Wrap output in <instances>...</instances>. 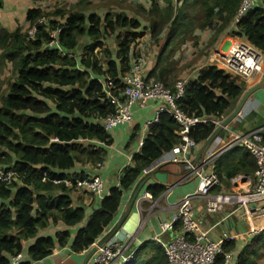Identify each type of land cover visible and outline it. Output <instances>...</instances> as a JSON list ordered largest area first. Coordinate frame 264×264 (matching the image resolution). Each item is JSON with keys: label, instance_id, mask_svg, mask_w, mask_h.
Here are the masks:
<instances>
[{"label": "trees", "instance_id": "16d2710c", "mask_svg": "<svg viewBox=\"0 0 264 264\" xmlns=\"http://www.w3.org/2000/svg\"><path fill=\"white\" fill-rule=\"evenodd\" d=\"M3 4L0 0V8ZM55 4L49 12L38 7L26 11L28 28H36L33 38L21 27L9 30L0 25V68L10 64L13 75L0 95V167L16 174L10 184L0 183V264H10L24 247L28 260L18 264L41 261L65 247L71 254H81L112 226L123 193L180 139L174 119L160 114L138 152L131 156V165L123 169L118 186L109 190L78 227L85 220V209L73 206L71 195L79 192L54 181L81 176L83 171L71 172L77 165L95 166L106 158L113 139L100 119L114 113L106 82L112 81L110 92L123 100L119 95L122 77L132 66L135 44L148 32L155 42L162 35L165 39L149 77L173 89L166 66H172L174 48L187 41L198 42L196 30L214 31L209 40L212 45L217 34L232 22L240 0H150L148 9L137 8L146 26L124 11H106L99 16L89 0H79L72 7L62 6L65 3L60 0ZM194 4L201 14L197 10L192 27L189 11ZM235 28L231 37H243L264 52V0L248 10ZM52 33L56 35L55 46L49 45ZM108 40L113 45H106ZM246 87L244 81L206 65L186 82L177 105L188 116L219 118L232 111ZM138 129L136 126L132 136ZM213 130V125L198 124L189 136L202 143ZM255 168L249 158L239 162L226 178L233 179L239 172L248 177ZM143 191L155 200L164 187L152 183ZM57 224L64 229L38 236ZM70 228L76 229L73 236ZM263 240L264 230L241 248L236 264H254L252 257ZM234 248V242L224 245L226 252ZM125 264H166V256L160 244L147 240L135 248ZM213 264H223V257L217 256Z\"/></svg>", "mask_w": 264, "mask_h": 264}, {"label": "built area", "instance_id": "2783aa9c", "mask_svg": "<svg viewBox=\"0 0 264 264\" xmlns=\"http://www.w3.org/2000/svg\"><path fill=\"white\" fill-rule=\"evenodd\" d=\"M260 0H240V4L233 17L234 24L237 23L245 13L258 5ZM36 32L35 26L29 27L26 34L33 38ZM49 45L55 46V33ZM140 47V50H138ZM135 57L132 66L127 74L122 77L123 88L119 95L123 100L110 92L112 81L108 80L105 91L109 102L114 106V113L100 119V123L105 131L110 132L116 127L129 124L133 120L132 108L139 106L144 108L150 102L156 104L154 118L144 123L142 132L149 130L150 126L158 121L160 114H168L179 127V143L170 152L160 157L157 161L142 171V174L155 168L161 163L181 165L184 168L186 178L197 179L196 189L183 196L174 205V214L169 221L159 224V235L153 240L161 245L166 256V264H213L217 256L223 257V264H228L233 259V251H224L226 243L234 242L238 236L223 234L218 240H211L207 233L202 231L199 223L192 214V207L196 201L205 202V210L208 213H216L224 205H238L242 208L247 217L263 215L264 204L258 206L253 211L248 209L250 204H258L264 201V140L258 130L244 133L232 132L226 141L214 150L208 148L201 164L192 163L196 149L201 143H196L190 136L191 130L198 124H210L214 128L219 126L226 116L219 118H201L188 116L179 109L177 102L184 93L186 80H178L173 84V89H169L161 82L149 77L153 61L148 60L143 47H134ZM208 65L236 77L246 84L254 75L262 73L263 54L256 50L248 42H241L231 46L229 49H215L207 59ZM251 108L246 106L234 118L233 121L242 123ZM218 137V136H217ZM142 136L137 142V148L142 146ZM241 147L249 152L255 161V171L251 188L245 193H239L237 179H231L232 192L229 194H218L209 197V193L220 185V178L214 170V160L222 152ZM102 163L91 166L93 169H100ZM16 174L12 170H5L0 167V183L10 184ZM55 184H63L65 187L75 189L79 193H88L91 196L103 198L104 183L102 178L92 169L83 171L81 176H73L63 180L54 181ZM143 198L153 202L150 193L144 192ZM141 202L138 198L137 204ZM249 220V219H248ZM264 230L250 228L248 233H244L240 239H245V235L250 236ZM176 232L172 238L162 241L161 236H166ZM136 241V234L121 230L103 246L97 249L92 257V264H125L134 253L133 244ZM85 252V251H84ZM21 255V254H20ZM20 255L11 259L10 264H18Z\"/></svg>", "mask_w": 264, "mask_h": 264}, {"label": "crops", "instance_id": "0c3cea01", "mask_svg": "<svg viewBox=\"0 0 264 264\" xmlns=\"http://www.w3.org/2000/svg\"><path fill=\"white\" fill-rule=\"evenodd\" d=\"M5 1L6 0H4V4L2 8H0L1 11L5 10V7H7V2ZM132 1L135 4H137L138 7L142 6L144 9H148L150 7V0H132ZM40 2H41L40 0H19L17 4L18 6L22 7L23 12H26L27 9L29 8H36V7L41 9L45 8L40 4ZM1 18L2 15H0V19ZM6 25L7 26H5V28L10 30V27H8L9 24ZM26 26H28V24L25 22V25L23 27ZM235 29L236 28L234 22L233 21L230 22V24L224 30H222L217 34L216 40L211 45V47L214 49H224L225 51L237 43L247 42L246 39L243 37L230 36V33ZM194 35L197 36L198 38V45L194 47L192 41H187L185 42V45H183L184 48L185 47L189 49H191V47L193 49L200 48L204 40L205 43L207 42L209 43L211 37L214 36V31L196 30L194 32ZM205 43L204 46H206ZM262 54H263L262 73L254 75L252 79L249 82H247V87L258 83L262 79L264 73V52H262ZM206 65L207 64L196 68L193 71L194 76H192L191 79H194L197 76L198 70ZM249 108H251V110L244 118V121L242 123L237 121H232L222 131V134L221 135L219 134V136L214 139V141L209 147L211 150H214V148L218 147L220 143L226 141L232 132L244 133L247 131L258 130L264 140V89H259L253 93V95L251 96ZM155 110H156V104L154 102H150L144 108H140L139 106H134L132 108V116H133L132 122L124 125V126H129V129L127 130L128 133L130 132L129 136L131 135L132 131L136 128V126H139L137 122L143 123L153 119ZM112 146L113 144L106 149V158L102 162V166L100 169H93L91 168L90 164L85 165L86 167L92 169L93 172H96L102 178L104 183L103 197L108 194L110 189L118 186L119 179L122 175L123 169L131 165V156H132L131 152L135 153L136 151L139 150L137 148L136 150H132V151L128 150L126 152L116 151V153H114L115 157H113L108 153V150L112 148ZM198 148L196 149V151L198 150ZM247 154H249L247 150L241 147H234L222 152L220 155H218L215 158L213 165L215 172L216 171L219 172L220 185L218 187H215L209 193V197H213L218 194H229L232 192V185L230 183L231 179L228 180L226 178V174L229 173V171L235 170L239 162L244 163V160L248 161L249 158L252 161H254L253 157L250 154L249 155ZM116 158L117 159L119 158L118 163L115 161ZM79 168L82 169L84 168V166L78 165V167H75V169L71 172L79 173L82 171ZM244 168L247 167L242 166V169ZM155 177L160 183L166 185L163 186L164 192L157 199L151 202L149 201V199L143 198L145 191L142 190V192L139 195V197L141 198V202L132 208L128 218L126 219V221L122 226L123 231L136 234L135 243L137 242V245L147 240H153V237L159 235V224L161 222L169 221L175 212L173 206L176 205L183 196L193 192L197 186V179L186 178L184 168L181 165L164 163V166L160 168V171L155 175ZM235 178L237 179V184L239 185L238 188L239 193H245L251 188L253 182V175L245 177L243 176V173L239 172L238 174H236ZM152 183H153L152 181H149L147 184H152ZM129 193L130 191L123 193L122 204L119 208L117 216L119 215L124 203L126 202ZM71 199L73 206H82L84 207V209L88 210V212L91 213L93 209L90 208H92V206L98 207L99 202L102 198H98L96 196H91V195L90 197H87L85 195H82V193H76L71 195ZM263 204L264 201L258 204H250L248 205V209H250V211H253L254 214V209ZM204 206H205V202L203 200H200V201H196L192 207V214L194 215L195 220L199 223L201 230L206 232L211 240H218L219 238H221L223 234L238 236L236 240L235 248L233 249L234 251L236 250L237 247H242L246 242L245 240L247 241L250 240L251 236L248 234L245 235L246 237L244 240L240 239V237H242L244 233L249 232L250 228L253 227L256 229H260L264 227V213L261 216L257 215L255 217L254 216L247 217L244 215L242 208L239 207L238 205H224L220 211L216 213H208L205 210ZM58 226L59 225L57 224L55 227L52 228L61 229V230L64 229L63 227L57 228ZM45 230L38 232V236L50 235V233H52V230L50 231L49 230L45 231ZM176 234L177 233L174 232L166 236H161L160 239L162 241H167ZM31 242L32 240L27 241L25 245H28ZM238 243H242V245H238ZM88 250L82 252L81 254H71L68 247H65L54 251V253L49 257L41 261L34 262L32 264H81ZM91 260L88 264H92Z\"/></svg>", "mask_w": 264, "mask_h": 264}, {"label": "rangeland", "instance_id": "374dc122", "mask_svg": "<svg viewBox=\"0 0 264 264\" xmlns=\"http://www.w3.org/2000/svg\"><path fill=\"white\" fill-rule=\"evenodd\" d=\"M18 1L19 0H6L7 2V7H5V10L1 11L0 10V15H2V18L0 19V25L2 27L7 26L6 24H9L8 27H10V30H14L15 28L18 27H23L25 25V13L23 12V9L21 6H18ZM40 4L45 7L43 8L45 11H52L53 7L55 4V1L57 0H40ZM62 6H69L72 7L76 3H78L79 0H60ZM93 6V12L97 13L99 16H103L106 11H112V12H119L124 11L126 15L129 17H133L138 19L143 26H146L145 18L140 14L137 10L136 7L137 4H135L132 0H106L99 2L100 0H89ZM31 9V8H29ZM191 9L193 11H189V24L192 27H195V22H197V18L195 17V14L198 10V14L200 15V11L198 9V5L194 4ZM28 10V9H27ZM28 26L23 27L24 30L27 29ZM23 30V31H24ZM146 32V36H144L139 42L135 44L134 47L141 46L143 47L145 54L147 56L148 60L155 61L157 54L160 52V47L162 44H164L165 39L164 35H162L159 39L158 42H155L152 40L149 35ZM203 44L201 45L200 48L191 49L187 47H183L184 44H182L179 47H175V51L171 55L174 59L172 60V66H166L167 67V81H170L169 84H174L178 80H189L192 78L193 71L205 64H207V59L209 55L211 54L212 51L215 49L211 47V45L207 42L205 43V40L202 42ZM204 43L206 46H204ZM106 45L111 46L113 45L111 40L106 41ZM198 45V42L193 43V46L196 47ZM191 46V44H190ZM170 48L165 49L166 53L168 52ZM140 50V47L139 49ZM13 75H12V70L10 64L7 65H2V68H0V95L4 94L6 86L10 83V80H12ZM139 124L138 126V131L136 134L132 136L134 133V130L132 131L131 135L129 136L130 132L128 133L127 130L129 129V126H120L110 132L108 134L113 138V146L108 150L109 155H112L115 157L116 151H123L126 152L128 150H136L137 149V142L139 138L142 136V139L146 136V131L143 133L142 132V127L145 122H137ZM132 136V137H131ZM126 146V147H125ZM129 151V152H131ZM138 152V151H136ZM135 152V153H136ZM130 154V153H128ZM134 152H131V155H133ZM115 161L118 163L119 158L115 159ZM78 167V165H77ZM82 171H89V167L84 166V168H79ZM76 194V193H75ZM87 197H90V195H86ZM97 207L92 206L90 209H95ZM90 212L85 209V220L83 221L82 224H80L78 227L82 226L86 219L89 217ZM61 226L59 225L57 228H60ZM51 229H46V230H52ZM45 230V231H46ZM71 234L74 235L76 229L75 228H70ZM259 233V232H258ZM51 234V233H50ZM256 234L252 235V237H255ZM41 236H47V235H41ZM245 244H247L249 241L245 240ZM244 244V245H245ZM238 245H242V243H238ZM243 245V246H244ZM24 246V244H23ZM137 242L134 243L133 248H136ZM242 246V247H243ZM242 247H237L235 251H233V259L230 262L231 264H236L237 257L239 255V251L241 250ZM25 248V247H24ZM254 260V264H264V240L261 243V246H259L256 255L252 257ZM28 260V257L25 253V249H23L19 263L26 262Z\"/></svg>", "mask_w": 264, "mask_h": 264}, {"label": "water", "instance_id": "95a60500", "mask_svg": "<svg viewBox=\"0 0 264 264\" xmlns=\"http://www.w3.org/2000/svg\"><path fill=\"white\" fill-rule=\"evenodd\" d=\"M259 89H264V73L262 79L245 89L242 93L238 101L236 102L232 111L224 118V120L220 123L219 126L215 127L209 137L200 144V147L196 151L192 163L201 164V160L204 158L206 151L214 141V139L219 136L220 133L234 120L236 115L244 109L246 106H249L251 101V96L254 92ZM164 166V163L157 165L152 170L148 171L147 173L142 174L138 180L135 182L133 187L130 190V193L124 203L119 215L117 216L115 222L112 226L104 232V234L93 244V246L88 250L85 254L83 261L81 264H88L96 253L97 249L103 246L108 240H110L113 236L119 233L122 230V226L126 219L128 218L132 208L137 204L138 198L142 190L145 188V185L152 181L154 184H158L161 186H166L165 184L160 183L155 175L160 171V168Z\"/></svg>", "mask_w": 264, "mask_h": 264}, {"label": "clouds", "instance_id": "9594fccd", "mask_svg": "<svg viewBox=\"0 0 264 264\" xmlns=\"http://www.w3.org/2000/svg\"><path fill=\"white\" fill-rule=\"evenodd\" d=\"M233 21V20H232ZM27 29H28V27H27ZM27 29H26V31H27ZM207 65H208V63H207ZM227 116V115H226ZM93 246V245H92Z\"/></svg>", "mask_w": 264, "mask_h": 264}]
</instances>
